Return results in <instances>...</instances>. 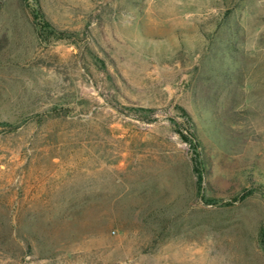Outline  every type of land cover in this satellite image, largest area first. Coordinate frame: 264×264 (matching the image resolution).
<instances>
[{"label": "rangeland", "instance_id": "1", "mask_svg": "<svg viewBox=\"0 0 264 264\" xmlns=\"http://www.w3.org/2000/svg\"><path fill=\"white\" fill-rule=\"evenodd\" d=\"M0 121V264H264V0H0Z\"/></svg>", "mask_w": 264, "mask_h": 264}, {"label": "trees", "instance_id": "2", "mask_svg": "<svg viewBox=\"0 0 264 264\" xmlns=\"http://www.w3.org/2000/svg\"><path fill=\"white\" fill-rule=\"evenodd\" d=\"M35 17H41V22H39V26H41V31L37 30L39 36L40 34L42 35V33H48V34H52V35H58V34H63L64 31L62 30H58L56 29L53 25H51V23L49 21H47L44 18V15L42 14V12L37 8L36 13L34 14ZM8 124L6 121H0V125H6ZM192 145V149H193V170L195 172V176H196V185H197V189L198 191H200L201 189V183L203 181V159L201 157V153L199 150L200 147V142L196 139V137L193 135L190 139L186 138ZM264 233V230H263Z\"/></svg>", "mask_w": 264, "mask_h": 264}]
</instances>
